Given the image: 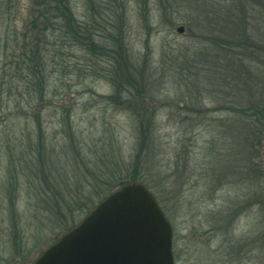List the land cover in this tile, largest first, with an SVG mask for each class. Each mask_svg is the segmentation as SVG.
<instances>
[{
	"label": "rangeland",
	"instance_id": "1",
	"mask_svg": "<svg viewBox=\"0 0 264 264\" xmlns=\"http://www.w3.org/2000/svg\"><path fill=\"white\" fill-rule=\"evenodd\" d=\"M85 2L144 90L108 101L110 60L66 40L33 77L31 1L0 0V264H33L133 175L166 207L175 264H264V0Z\"/></svg>",
	"mask_w": 264,
	"mask_h": 264
},
{
	"label": "water",
	"instance_id": "2",
	"mask_svg": "<svg viewBox=\"0 0 264 264\" xmlns=\"http://www.w3.org/2000/svg\"><path fill=\"white\" fill-rule=\"evenodd\" d=\"M173 238L156 196L131 183L101 201L35 264H175Z\"/></svg>",
	"mask_w": 264,
	"mask_h": 264
},
{
	"label": "trees",
	"instance_id": "3",
	"mask_svg": "<svg viewBox=\"0 0 264 264\" xmlns=\"http://www.w3.org/2000/svg\"><path fill=\"white\" fill-rule=\"evenodd\" d=\"M30 1L29 13L27 20L24 22V33H22L23 44H21V46L18 45V48L23 57V62H21L22 65L30 71V74H33V77L35 76L38 78L41 74L44 75L46 73L48 60L45 59V55L48 54V47L51 46L56 49V44L59 40H66L73 46H78L84 51H89V54H94L97 58L99 56L110 60L111 63L108 72V79L115 89L116 94L114 97L107 98L108 101L120 100L121 94H126L125 97L130 98L129 95L134 88H139V91L144 90L145 85L143 84L142 77L135 79L137 69L132 63L126 47L127 45H125L121 37L117 36L113 38L114 46L112 48L104 43L99 45L95 40L93 26L89 21H80L76 16L72 6V0ZM86 1L87 11H90L91 9L96 13L94 15L98 17L102 15L99 9L95 7L94 0ZM111 23L112 21L110 20V17H108L107 22L105 21L103 25V27L107 29L105 32L109 30L107 25H110L111 27ZM51 37H55V40H52ZM113 48L115 49L113 50ZM41 78L42 77H40V79ZM35 80L37 81L38 79ZM30 83H32V81H30ZM126 103L132 104L133 102L126 101ZM135 105L137 106L139 104L135 103ZM142 108L144 110L145 105L142 106ZM259 112H262V109L258 110V113ZM241 113H243L244 116L249 115L248 111L246 113L244 111ZM146 140L147 136L143 133L142 141L140 143L141 153L146 147ZM137 157L139 158V155H137ZM134 182H141V178L139 179L133 175L132 178H130V181L125 183V185ZM108 184L111 185L112 183L109 181ZM146 187L150 191L154 190L152 186ZM115 191L116 189H113L107 196ZM153 194L156 195L164 213H167L166 207L163 206V202L159 199V194L156 192Z\"/></svg>",
	"mask_w": 264,
	"mask_h": 264
},
{
	"label": "flooded vegetation",
	"instance_id": "4",
	"mask_svg": "<svg viewBox=\"0 0 264 264\" xmlns=\"http://www.w3.org/2000/svg\"><path fill=\"white\" fill-rule=\"evenodd\" d=\"M50 247H51V246H50ZM44 252H45V251H44ZM44 252H43V253H44ZM43 253H42V254H43ZM42 254H41V255H42ZM41 255H40V256H41ZM40 256H39V257H40ZM37 259H38V258H37ZM36 261H37V260H36ZM36 261H35V262H36ZM35 262H34L33 264H35Z\"/></svg>",
	"mask_w": 264,
	"mask_h": 264
}]
</instances>
